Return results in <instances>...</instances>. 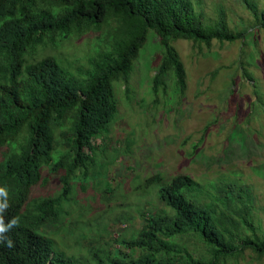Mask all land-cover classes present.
Returning <instances> with one entry per match:
<instances>
[{"label": "trees", "instance_id": "16d2710c", "mask_svg": "<svg viewBox=\"0 0 264 264\" xmlns=\"http://www.w3.org/2000/svg\"><path fill=\"white\" fill-rule=\"evenodd\" d=\"M244 1L264 30V11ZM204 20L191 0H0V188L7 192L0 202L8 203L0 220L5 225L17 220L0 234V264H226L246 253L264 258V227L255 225L241 190L229 184L221 190L224 196L206 201L189 175L145 181L144 188L156 189L165 208L141 212V229L119 235L118 247H85L83 233L75 237L77 251L69 252L59 249L53 231L72 215L66 207L76 201L77 186L97 182L94 141L109 133L119 112L115 84L123 82L129 92L133 62L148 33H156L162 51L154 92L167 79H175L177 92L187 88L173 41L211 46L244 38L245 31L228 27L223 10L213 26L204 27ZM102 29L99 50L75 71L55 56L28 59L57 47L59 37ZM44 167L65 172L62 188L31 198Z\"/></svg>", "mask_w": 264, "mask_h": 264}, {"label": "rangeland", "instance_id": "374dc122", "mask_svg": "<svg viewBox=\"0 0 264 264\" xmlns=\"http://www.w3.org/2000/svg\"><path fill=\"white\" fill-rule=\"evenodd\" d=\"M191 1L205 17L204 27L213 26L212 20L223 10L228 27L245 31L244 38L234 43L215 40L211 46L173 41L186 68L187 88L177 92L175 79H167L154 92L162 51L156 33H148L133 62L129 92L123 82L115 84L119 112L109 133L94 141L97 182L77 186L76 201L66 207L72 215L63 226L53 228L59 249L76 252L75 237L83 233L84 246H117L114 239L141 229V212L165 208L156 189L144 188L155 175L165 179L189 175L211 202L225 195L221 193L225 186L233 185L252 205L255 225L264 227V30L256 26L244 0ZM249 1L259 13L264 11V0ZM104 32L59 37L57 47L42 48L28 59L55 56L75 71L99 50L98 38ZM64 174L44 167L43 181L33 188L31 198L56 195ZM226 264H264V258L246 253Z\"/></svg>", "mask_w": 264, "mask_h": 264}, {"label": "clouds", "instance_id": "9594fccd", "mask_svg": "<svg viewBox=\"0 0 264 264\" xmlns=\"http://www.w3.org/2000/svg\"><path fill=\"white\" fill-rule=\"evenodd\" d=\"M6 196H7V192H6V190L3 189V188H0V197H6ZM7 208H8V203H7L6 199H5V200H3L2 202H0V214H2L3 211H4L5 209H7ZM16 224H17V220H16L15 218L12 219V220L10 221V223L7 224V225H5V224L2 222V220H0V234L9 231V230H10L14 225H16ZM8 243H9V245H11V241H8Z\"/></svg>", "mask_w": 264, "mask_h": 264}]
</instances>
